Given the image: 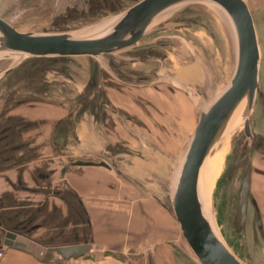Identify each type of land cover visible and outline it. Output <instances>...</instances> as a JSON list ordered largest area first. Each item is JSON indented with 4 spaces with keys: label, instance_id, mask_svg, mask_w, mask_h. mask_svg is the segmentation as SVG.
Masks as SVG:
<instances>
[{
    "label": "water",
    "instance_id": "obj_1",
    "mask_svg": "<svg viewBox=\"0 0 264 264\" xmlns=\"http://www.w3.org/2000/svg\"><path fill=\"white\" fill-rule=\"evenodd\" d=\"M70 1L73 9L82 14L93 11L96 4V0H53L52 6H43L38 0H0V122L12 109L24 102L43 101L48 87L54 84L71 83L81 95H86L91 90L90 87H101L97 82L99 74L103 70L112 74L108 67L111 62L107 59H122L118 53L134 49L146 35L158 28L189 25V21L173 19L186 6L205 4L222 17L230 31L234 50L233 66L228 80L220 86H211L210 90L205 89V84L200 82L190 84L179 76L167 77L166 72L161 74L159 69L160 79L156 82L172 81L184 90L193 101L198 114L182 153L172 159L171 182L164 190L168 205H162L174 217L184 240L200 264H249L231 248L220 231L212 210L213 185L207 195L204 192L203 178L209 158L217 153L223 143L232 140L236 154L245 162L239 225L241 228L245 227L250 199L256 208L259 227L263 231L262 215L251 192L252 154L255 149L264 148V136L254 131L252 124L256 100L259 95L262 96V50L256 15L250 8L249 0H137L133 5L79 30L23 28L24 23L28 24L34 18L42 16V13L50 14L51 24L55 23L59 18L65 17V9ZM73 56L90 58L95 85L92 81L85 84L73 81L71 74L58 66L62 60ZM199 63L204 74H208L209 69L205 63L200 60ZM94 67L97 70L93 72ZM93 96L91 93L89 97ZM58 104L68 106L65 103ZM63 121L65 122V117L53 125L52 138ZM16 129L14 122L0 125V171L25 164L32 159L18 158L16 152L28 146V143H12L13 137L17 135ZM39 143L41 145L46 141ZM89 152L94 155L75 160L61 156L64 155L62 151L56 152L60 155L58 159L63 165L62 172L66 173L69 167L76 165L103 166L114 169L120 176L141 186L138 184L140 177L130 168L123 170L102 151ZM70 193L78 204L73 207L82 220L88 223L85 228L88 237L91 218L87 208L74 190ZM38 226L31 225L27 230L29 233L33 232ZM7 227L0 217V235L1 240L4 237L5 244L35 250L38 254L45 250L43 245L28 237L29 233L18 234ZM90 248V242L86 241L82 244L67 242L64 246L54 245L50 249L67 257Z\"/></svg>",
    "mask_w": 264,
    "mask_h": 264
},
{
    "label": "rangeland",
    "instance_id": "obj_2",
    "mask_svg": "<svg viewBox=\"0 0 264 264\" xmlns=\"http://www.w3.org/2000/svg\"><path fill=\"white\" fill-rule=\"evenodd\" d=\"M38 1L43 6L53 5V0ZM112 1V3H108L107 0H96L93 11L86 14L75 11L70 1L65 9V17L59 18L55 23L51 24L50 14L42 13V16L34 18L28 24L24 23L23 28L79 30L133 5L137 0ZM179 12L173 20L189 21L190 26L158 28L146 35L134 49L118 53L122 59H107L111 62L108 67L112 74L107 70L105 72L103 70L102 73L99 72L100 77L97 82L101 87L98 86L96 89L90 87L91 90L86 95H81L71 83H57L48 87L44 100L35 102L46 106L49 104L52 106L51 104L56 103L57 105H59L58 103H65L69 106L61 107L59 105L60 107L55 108V121H52L49 129L46 128L42 120L35 119L33 124H28L29 116L23 112L29 106L24 105L33 101L16 106L0 122V125L15 123L17 135L13 137L12 143H28V146L16 152L18 158H32L34 160L36 158L34 164L47 165L49 168L54 167V163L56 164L51 183L52 185L55 184L57 189L63 190L62 194L69 198V203L74 197L71 193L68 192L69 195L66 192L65 185L59 184L58 170L60 164L55 158L60 155L56 152L62 151L64 155L61 156L69 158H84L94 155L89 150H99L123 170L126 167H131L133 156L144 160L142 165L139 166L138 163L135 167H140L141 170L143 168L145 172V176L138 179V184L141 186H138L135 181L121 177L148 192L150 197L161 206H163L162 203L168 205L164 190L171 182L172 159L177 158L182 153L183 147L195 126L198 114L193 101L184 90L174 85L172 81L156 82L160 79L159 69H161V74L166 72L167 77L173 78L179 76L177 74L179 67H183L187 63H199L200 60L205 63L209 73L205 75L203 72V80L195 82L205 84V89L210 90L211 86H220L228 80L231 74L229 67L232 69L234 59L233 40L220 15L213 12L205 4L189 5ZM181 46H185L186 51H183ZM262 64V96L259 95L256 100L252 124L254 131L264 136V57ZM58 66L71 74L73 81L81 84L92 81L95 85L96 79L91 72L90 58L73 56L62 60ZM93 69V72L97 70L95 67ZM123 84L132 87H126ZM163 86L172 90L156 89ZM107 90L114 102L109 98ZM174 90L181 93L182 99L175 95ZM166 91L170 92L174 99L184 101L181 106L175 105V109L179 113H174L173 104L169 99L170 97H167ZM91 93L94 94L93 97H89ZM183 107L189 109L188 113H184ZM66 111H69L68 117L65 118V122H60V128L52 138L50 132L53 133V129L51 127L58 120L64 118L56 119V117ZM195 114L196 118L193 124ZM83 121L89 125L93 136H88L91 141L87 147L80 146L77 140L78 136L75 134ZM33 126L35 127L32 128ZM42 140L46 143L40 145L39 142ZM232 142L231 140L229 144L227 143L224 170L215 178L213 183L212 210L219 229L231 248L249 264H264L260 257L259 246L263 240V231L259 227L255 206L251 200L248 203L247 223L243 228L239 225L240 189L245 162L240 155L236 154ZM256 153L257 157H261L264 155V148L257 150ZM150 168L151 170H149ZM16 170L17 168L14 172ZM147 170L149 171L147 172ZM27 181L33 185L49 184L41 178L33 180L29 176ZM0 190L13 189L10 185L4 186L3 184V186L0 185ZM37 200L32 199L31 201ZM71 205L75 204L72 202ZM167 211L170 213L168 209ZM73 230H77V225L74 226ZM73 230L66 238L76 237ZM177 230L175 251L179 257V263L200 264L184 240L178 224Z\"/></svg>",
    "mask_w": 264,
    "mask_h": 264
},
{
    "label": "crops",
    "instance_id": "obj_3",
    "mask_svg": "<svg viewBox=\"0 0 264 264\" xmlns=\"http://www.w3.org/2000/svg\"><path fill=\"white\" fill-rule=\"evenodd\" d=\"M249 5L256 14L259 41L264 53V0H249ZM51 105L54 110L60 107ZM76 135L80 146H89L91 130L86 122L83 121L77 128ZM58 158L55 160L62 166ZM131 159L130 170L143 178L144 169L135 167L145 161L134 156ZM35 161L36 158L0 171V175L17 168L22 169L26 182L29 176L33 180L41 178L51 185H36L37 190H0V217L18 234H28L29 226L38 224L28 237L43 245L45 250L38 254L35 250L5 244L4 237L1 240L0 235V248L4 249L0 264H180L175 251L177 222L148 192L123 179L114 169L97 165L71 166L65 173L62 186H66L67 193L74 190L87 208L91 230L86 237L88 223L71 205L73 202L77 206V200L73 198L69 203V198L62 194L63 190L51 183L55 163L49 168L34 164ZM35 168L37 172H29ZM75 169H80L76 176L82 182L72 177ZM251 192L264 223V155L258 157ZM32 199L39 202H32ZM43 220H46L44 224ZM75 225L77 230H73ZM72 230L76 237L66 238ZM86 241L91 244L88 251L67 257L50 249L54 245L64 246L67 242L82 244ZM259 246L260 257L264 261V227Z\"/></svg>",
    "mask_w": 264,
    "mask_h": 264
},
{
    "label": "bare ground",
    "instance_id": "obj_4",
    "mask_svg": "<svg viewBox=\"0 0 264 264\" xmlns=\"http://www.w3.org/2000/svg\"><path fill=\"white\" fill-rule=\"evenodd\" d=\"M257 26V23H256ZM258 31V30H257ZM181 48L183 49V51H186V47L185 46H181ZM262 49V47H261ZM263 57H264V53H263V49H262V59H261V67H262V63H263ZM231 72V68L229 67V73ZM179 76H181L186 82L188 83H192L194 84L195 81H202L203 80V71L201 66L199 65L198 62H193V63H187L186 65H184L183 67H179L178 69V73ZM260 74H261V68H260ZM156 89H168V90H172L169 89V87H158ZM176 93L175 95H177L180 99L181 98V93L179 91L174 90ZM167 97H170V101L173 104V109H174V113H179L175 108V105L178 107L183 105V100H176L172 97L171 93L166 91ZM180 102V103H179ZM182 103V104H181ZM24 106H29L28 108H25V112L23 113H27V115L29 116V121L28 124H33L36 120H42V122L46 125V128L49 129L50 124L52 123V121L54 120V117L56 116V111L53 109V106H46V105H41L39 104V102H30L28 105H24ZM183 109L185 110V114L188 113L189 109H186V107H183ZM196 118V114L194 116V120H193V124ZM192 126V125H191ZM35 126H33L32 128H34ZM187 137V136H186ZM228 141V140H227ZM227 143H223L222 147L219 148V150L217 151V153L213 156H211L208 160V163L205 167L204 170V174H203V178H204V192L210 193L211 187L214 183V180L217 176L220 175V173L222 172V170H224V161H225V151L227 149ZM229 144V143H228ZM257 149H255L253 151V168H252V176L254 178V164H255V153H256ZM163 160V159H162ZM56 165V164H55ZM153 170V168H152ZM78 171H80V169H75L72 173V177H74V179H76L77 181H81L80 178H78L77 173ZM30 173H35L37 172V169L35 168L33 171L30 169L29 171ZM33 175V174H31ZM4 180L0 179V185H3ZM82 182V181H81ZM208 195V194H207Z\"/></svg>",
    "mask_w": 264,
    "mask_h": 264
},
{
    "label": "flooded vegetation",
    "instance_id": "obj_5",
    "mask_svg": "<svg viewBox=\"0 0 264 264\" xmlns=\"http://www.w3.org/2000/svg\"><path fill=\"white\" fill-rule=\"evenodd\" d=\"M124 86L126 87H129L130 85L128 84H123ZM132 87V86H130ZM120 89V88H119ZM107 94L109 96V98L113 101L112 97H111V94L109 93V91L107 90ZM114 102V101H113ZM69 115V111H66L65 113H62L60 114L59 116L56 117V119H60L61 117H65L67 118ZM55 121V120H54ZM52 128V127H51ZM76 134V132H75ZM50 142V141H49ZM257 153H255L254 157H255V164H254V172L256 171L257 169V164H256V159L258 160V157L256 156ZM253 155V154H252ZM79 158H82V157H78V158H71V160H75V159H79ZM253 160V158H252ZM244 166V165H243ZM252 168H253V161H252ZM16 169V168H15ZM15 169L13 170H10V171H7L6 172V175H0V179L1 180H4L2 183L4 184V186L6 184H8V186L10 185L11 188L13 190H37L38 188L36 187V185H33V184H30L28 182H26V179L24 178V174H23V171L22 169H17L16 172ZM62 169H63V165L59 167V170H58V181H59V184L63 185L64 184V178H65V173L62 172ZM70 169V167L67 169V171ZM66 171V172H67ZM3 186V185H1ZM242 186V185H241ZM241 190V189H240ZM250 200V199H249ZM248 210V209H247ZM248 212V211H247ZM246 220H248L246 218ZM247 223V221H246ZM1 242V241H0Z\"/></svg>",
    "mask_w": 264,
    "mask_h": 264
},
{
    "label": "built area",
    "instance_id": "obj_6",
    "mask_svg": "<svg viewBox=\"0 0 264 264\" xmlns=\"http://www.w3.org/2000/svg\"><path fill=\"white\" fill-rule=\"evenodd\" d=\"M3 253H4V249L0 248V257L3 255Z\"/></svg>",
    "mask_w": 264,
    "mask_h": 264
}]
</instances>
